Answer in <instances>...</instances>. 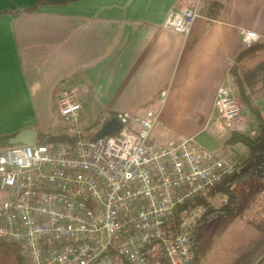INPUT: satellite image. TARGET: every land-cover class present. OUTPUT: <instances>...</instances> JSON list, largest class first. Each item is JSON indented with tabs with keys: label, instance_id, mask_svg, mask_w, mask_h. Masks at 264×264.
Wrapping results in <instances>:
<instances>
[{
	"label": "crops",
	"instance_id": "1",
	"mask_svg": "<svg viewBox=\"0 0 264 264\" xmlns=\"http://www.w3.org/2000/svg\"><path fill=\"white\" fill-rule=\"evenodd\" d=\"M40 1L54 3L27 10ZM196 5L188 35L166 26L172 9ZM242 28L261 37L253 66L264 60V0H0V135H52L58 95L78 88L86 115L160 111L162 141L189 136L203 146L209 130L219 139L212 149L241 163L243 143L228 139L258 133L256 116L243 111L225 135L209 119L218 88L234 85ZM257 103L264 116V95Z\"/></svg>",
	"mask_w": 264,
	"mask_h": 264
},
{
	"label": "built area",
	"instance_id": "2",
	"mask_svg": "<svg viewBox=\"0 0 264 264\" xmlns=\"http://www.w3.org/2000/svg\"><path fill=\"white\" fill-rule=\"evenodd\" d=\"M198 15L197 5L172 9L165 24L188 35ZM240 34L245 47L261 40L254 30ZM56 106L73 140L36 139L0 153V240L21 246L26 264H148L149 245H161L169 264H191L203 209L182 208L240 163L189 136L162 141L154 135L160 111L104 113L101 125L116 117L122 126L95 137L78 126V88L59 94ZM241 110L235 88L222 85L209 120L225 135Z\"/></svg>",
	"mask_w": 264,
	"mask_h": 264
},
{
	"label": "trees",
	"instance_id": "3",
	"mask_svg": "<svg viewBox=\"0 0 264 264\" xmlns=\"http://www.w3.org/2000/svg\"><path fill=\"white\" fill-rule=\"evenodd\" d=\"M42 3L54 2L40 1L27 10H35ZM254 47L256 46L246 47L238 54L236 59L238 63L232 67L231 74L241 101L249 107L258 120L259 132L255 137L233 132L228 139L229 143H234L237 139H240L242 143L247 145L249 152L247 157L240 163L239 169L229 175L223 183L216 186L225 196V202L223 204L213 206L206 199L198 198L195 201L187 202L183 206V213L188 209L199 206L204 208L202 216L197 220L192 230L191 241L195 256L191 264H199L202 258V251L195 240L198 229L216 216L233 218L239 209L241 189H243L242 186H245V184L251 185L253 188L252 194L254 195L264 191V116L257 103V100L264 95V60L248 68L241 64L243 58L248 56ZM105 113H109L112 116L117 114L112 112ZM103 114L101 113L99 118ZM13 136L15 135H0V147L17 145L9 142ZM38 138L48 143L61 140H73V137L68 134H39ZM249 223L254 227L256 233L249 241L237 249V253L229 264H264V214L261 218L250 220ZM0 248H2V251L13 263L15 261V264H25L26 261L24 260L25 257H23V251L18 244L0 240ZM158 248V255L161 258V262L168 263L161 245H158ZM152 251L153 245H149L144 251L148 259V264H156L159 261L157 256H155L157 260L154 261L155 258L152 255Z\"/></svg>",
	"mask_w": 264,
	"mask_h": 264
},
{
	"label": "rangeland",
	"instance_id": "4",
	"mask_svg": "<svg viewBox=\"0 0 264 264\" xmlns=\"http://www.w3.org/2000/svg\"><path fill=\"white\" fill-rule=\"evenodd\" d=\"M241 64L248 68L251 67L253 62L250 61L249 55L244 57ZM233 87L235 88L237 95L238 90L233 82ZM249 110V107L242 106L241 112ZM251 111V110H250ZM252 112V111H251ZM253 113V112H252ZM254 114V113H253ZM98 113L95 116L86 115L83 113L81 122L78 124L79 128L89 136H94L101 131L103 125L102 118ZM56 132L54 134H66L70 124H66L62 121L59 116L57 106H56ZM255 125L256 123L253 122ZM255 129V127H251ZM250 137H255L257 134H248ZM198 141L202 143L205 148L212 149L214 145L219 141L214 133L209 130H205L199 138ZM241 142L240 139H237ZM236 141V142H237ZM38 143L43 142L41 138L37 139ZM6 148L0 147V153ZM236 149L241 153V159L247 157L249 148L246 144L236 145ZM232 160V159H231ZM236 161V160H235ZM240 163L239 161H237ZM241 189V202L236 215L233 218H223L216 216L209 220L207 224L198 229L195 240L198 247L202 251V258L199 264H229L232 258L237 253V249L243 246L247 241H249L255 235L254 227L249 223L250 220L261 218L264 214V191L258 194H252L253 188L251 185L242 186ZM1 195V191H0ZM199 198H204L213 206H219L225 202L224 194L216 187L207 192L204 196ZM199 208H202L199 206ZM204 209V208H202ZM23 253V252H22ZM159 248L156 246L152 251V255L155 258L158 257V262L156 264H169L161 262L159 258ZM24 257V256H23ZM25 260V258H24ZM14 261V260H13ZM25 262V261H24ZM0 264H15L9 259L0 248ZM26 264V262H25Z\"/></svg>",
	"mask_w": 264,
	"mask_h": 264
},
{
	"label": "water",
	"instance_id": "5",
	"mask_svg": "<svg viewBox=\"0 0 264 264\" xmlns=\"http://www.w3.org/2000/svg\"><path fill=\"white\" fill-rule=\"evenodd\" d=\"M122 126L121 121L118 118H112L107 123H105L101 131L97 134H95V137L105 136L108 134L113 133L117 129H119ZM37 132L33 128H26L21 131H19L15 136H13L9 142L11 144H18V143H24V144H30L33 145L36 141Z\"/></svg>",
	"mask_w": 264,
	"mask_h": 264
}]
</instances>
